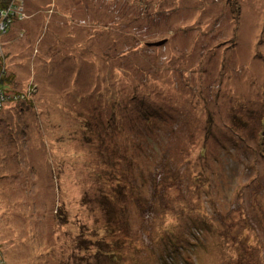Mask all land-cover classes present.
Returning <instances> with one entry per match:
<instances>
[{
  "label": "rangeland",
  "instance_id": "obj_1",
  "mask_svg": "<svg viewBox=\"0 0 264 264\" xmlns=\"http://www.w3.org/2000/svg\"><path fill=\"white\" fill-rule=\"evenodd\" d=\"M22 3L55 36H0V262L264 264V0Z\"/></svg>",
  "mask_w": 264,
  "mask_h": 264
},
{
  "label": "trees",
  "instance_id": "obj_2",
  "mask_svg": "<svg viewBox=\"0 0 264 264\" xmlns=\"http://www.w3.org/2000/svg\"><path fill=\"white\" fill-rule=\"evenodd\" d=\"M22 3V0H0V20L4 23V24H6L7 25V27H6V33H7V31H8V29L12 26V24H13V22H19L21 19H20V17H23L22 19L23 20H28V18L27 17H31V15L25 10V9H23V10H19V7H20V4ZM49 5V3H46V5L44 4V6H45V8H40L41 9V12L43 11L45 14H48V10L50 9L49 7L50 6H48ZM24 6V5H23ZM54 11H55V8H54ZM50 13H52V11L50 12ZM27 16V17H26ZM52 18V17H51ZM131 19H133L134 20V18H131ZM121 22V24H124V25H128V22H127V19H125V18H122V19H120V21H119V23ZM52 24V22H50V23H48V26H45V28H44V30H46L47 29V34H46V31L45 32H41V36L38 38V40L35 42V44L36 45H41L42 44V42L44 41V39H45V37H47V36H55V33L52 31V29H51V25ZM109 26H110V24H111V22L110 23H107ZM107 24H104V25H101V26H97L96 27V30H99V28H101V27H104V28H106L107 27ZM49 27H50V30H49ZM44 34V36L42 37V35ZM57 38H59L58 36H57ZM42 41V42H41ZM50 41L51 40H49V41H47V42H45L44 43V45L45 46H48L49 47V45H50ZM41 42V43H40ZM53 44V46H57L56 45V40H53V41H51ZM44 45H43V47H44ZM52 45L50 46V47H52ZM51 54H53V53H51ZM30 56H32V59H34L35 60V62L37 61V59L39 58L38 56H36V55H34L32 52H31V54H30ZM2 59V61L0 62V112L2 111V112H4L5 110H7V109H10L11 107H7V105H6V96H7V93H9L10 92V89L8 88L9 87V85H12V81H13V74L12 73H10L9 75L8 74H6V72L5 71H2L1 70V68H3L4 66H5V62H4V57H2L1 58ZM29 61H30V59H29ZM40 68V67H39ZM38 69V68H37ZM40 70H42V71H44L43 70V68H40ZM3 83H4V85L5 86H3ZM147 84V83H146ZM145 84V85H146ZM143 86V85H142ZM34 85L32 86L31 84H29L28 85V88L30 89V88H32V89H34ZM53 87V86H52ZM59 88V87H58ZM37 89V88H36ZM142 89H144V88H142ZM14 92V91H13ZM262 92H264V87H263V91ZM263 94V93H262ZM21 96H23V97H20V100L19 101H15V103L16 102H20L21 104L25 101V96L24 95H21ZM263 97V96H262ZM14 99V98H13ZM244 101H246V100H244ZM9 102V101H8ZM7 107V108H6ZM262 110H263V112H264V108H262ZM113 113L115 114V116L116 117H118L119 115L117 114V112L116 111H113ZM260 125H261V127H262V131H264V118H262V120H261V122H260ZM232 130V129H231ZM232 132L235 134V135H237L236 134V132L234 131V130H232ZM15 133H17V132H15ZM87 140H88V138H86ZM129 157V156H128ZM128 157H126L125 158V160L128 158ZM129 163H127L125 166H127ZM107 166V168H109L108 167V165H106ZM134 167V166H133ZM135 168H137V169H141L142 167L141 166H139L137 163L135 164ZM117 177V176H116ZM118 178V177H117ZM146 178L147 179H150L151 181H152V179H151V175H149V172L147 173L146 172ZM124 180H127V175H126V170H125V174H124ZM126 182V181H125ZM120 189H122V188H120ZM131 195L132 196H135L133 193H131ZM127 196V195H126ZM137 197V196H136ZM137 199L139 200L140 198L139 197H137ZM197 211V209L194 211V214H196L195 212ZM105 230H110V227H109V225L107 224H105ZM111 231V230H110ZM96 232L94 231V233L93 232H91V235H97V234H95ZM112 233V232H111ZM0 264H2V262H0ZM3 264H7V263H5V262H3Z\"/></svg>",
  "mask_w": 264,
  "mask_h": 264
},
{
  "label": "crops",
  "instance_id": "obj_3",
  "mask_svg": "<svg viewBox=\"0 0 264 264\" xmlns=\"http://www.w3.org/2000/svg\"><path fill=\"white\" fill-rule=\"evenodd\" d=\"M27 5H28V3H27ZM33 11V10H32ZM34 11L36 12V9H34ZM34 11L32 12V13H30V15H31V18H38V19H40V23L42 24L43 22H44V18L42 19V18H39V16L37 15V14H39V13H34ZM30 18V19H31ZM30 19H28L24 24L27 26V28H26V30H27V32L25 33V39H27V35L30 37V36H36L35 38H33V39H30L29 41H28V43H30V44H32V42H35V39L36 38H38L39 36H41V33H40V30L38 29V25H40V23L37 25V31L35 30V28H33V26H31L30 25V23H31V21H30ZM33 24V23H32ZM12 28L13 29H15L16 28V24L15 25H13L12 26ZM28 29H30V30H28ZM8 33H11V27L9 28V31H8ZM38 40V39H37ZM36 40V41H37ZM35 45V44H34Z\"/></svg>",
  "mask_w": 264,
  "mask_h": 264
},
{
  "label": "bare ground",
  "instance_id": "obj_4",
  "mask_svg": "<svg viewBox=\"0 0 264 264\" xmlns=\"http://www.w3.org/2000/svg\"><path fill=\"white\" fill-rule=\"evenodd\" d=\"M31 4V3H30ZM99 5H100V8H101V4L100 3H98ZM49 6V5H48ZM107 8H109V7H107ZM111 9V8H110ZM93 15H97V14H95V13H91V15L90 14H87V16H86V19H84V22L87 20V21H91V20H95V17H93ZM86 21V22H87ZM122 38H125L124 36L122 37ZM161 41V40H160ZM158 42V41H157ZM153 43L154 42H147L146 43V45H148V46H152L153 45ZM153 46H155V45H153ZM157 46H160V45H158V44H156V47ZM5 55H6V53H5ZM99 56V55H98ZM43 65V64H42ZM41 64H40V62H39V66L38 67H40V68H43L44 67V65L42 66ZM20 97H23V96H20ZM135 106H137L136 104H135ZM145 108H149V107H145ZM151 108V107H150ZM155 108H157V110H158V114H157V117L158 118H161V115H162V112H161V109H158V107L156 106ZM130 119V118H129ZM165 120V119H164ZM146 124H144V126H145ZM164 131H165V128L162 130V134L164 133ZM166 132V131H165ZM179 166H180V164H178Z\"/></svg>",
  "mask_w": 264,
  "mask_h": 264
},
{
  "label": "built area",
  "instance_id": "obj_5",
  "mask_svg": "<svg viewBox=\"0 0 264 264\" xmlns=\"http://www.w3.org/2000/svg\"><path fill=\"white\" fill-rule=\"evenodd\" d=\"M21 5L23 6V3H21ZM21 10H22V8H21ZM1 15V14H0ZM23 17H20V19H22ZM6 27H7V25L6 24H4L1 20H0V36H1V34L3 33L2 31H6Z\"/></svg>",
  "mask_w": 264,
  "mask_h": 264
},
{
  "label": "water",
  "instance_id": "obj_6",
  "mask_svg": "<svg viewBox=\"0 0 264 264\" xmlns=\"http://www.w3.org/2000/svg\"><path fill=\"white\" fill-rule=\"evenodd\" d=\"M165 42H166V40L163 39V40H161V41L154 42L153 45H155V46H156V44H158V45H162V44H164Z\"/></svg>",
  "mask_w": 264,
  "mask_h": 264
}]
</instances>
